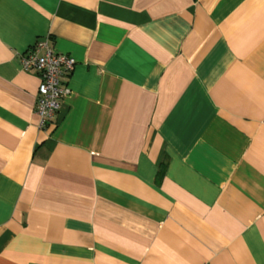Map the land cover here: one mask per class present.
<instances>
[{
	"label": "crops",
	"instance_id": "obj_1",
	"mask_svg": "<svg viewBox=\"0 0 264 264\" xmlns=\"http://www.w3.org/2000/svg\"><path fill=\"white\" fill-rule=\"evenodd\" d=\"M0 264H264V0H0Z\"/></svg>",
	"mask_w": 264,
	"mask_h": 264
},
{
	"label": "built area",
	"instance_id": "obj_2",
	"mask_svg": "<svg viewBox=\"0 0 264 264\" xmlns=\"http://www.w3.org/2000/svg\"><path fill=\"white\" fill-rule=\"evenodd\" d=\"M20 62L23 71L35 73L40 80L35 113L38 126L43 129L50 124L68 93L63 79L72 72L75 60L70 55L53 51L45 42H39L24 53Z\"/></svg>",
	"mask_w": 264,
	"mask_h": 264
}]
</instances>
